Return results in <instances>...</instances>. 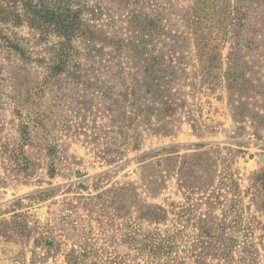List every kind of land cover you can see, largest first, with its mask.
Segmentation results:
<instances>
[{
    "label": "rangeland",
    "instance_id": "obj_1",
    "mask_svg": "<svg viewBox=\"0 0 264 264\" xmlns=\"http://www.w3.org/2000/svg\"><path fill=\"white\" fill-rule=\"evenodd\" d=\"M21 1L0 264H264V0H54L82 10L64 60Z\"/></svg>",
    "mask_w": 264,
    "mask_h": 264
},
{
    "label": "trees",
    "instance_id": "obj_2",
    "mask_svg": "<svg viewBox=\"0 0 264 264\" xmlns=\"http://www.w3.org/2000/svg\"><path fill=\"white\" fill-rule=\"evenodd\" d=\"M250 0H238L235 10L238 17L244 10L250 7L247 5ZM23 11L27 12L39 24L41 37L44 39V31L56 35L59 42V59H66L69 56L71 43L78 37L82 28V10L79 5L65 4L54 0H22L20 2ZM241 19V17L239 18ZM238 18L236 21L239 20ZM44 34V35H43Z\"/></svg>",
    "mask_w": 264,
    "mask_h": 264
}]
</instances>
